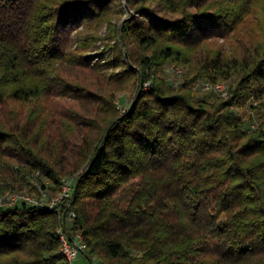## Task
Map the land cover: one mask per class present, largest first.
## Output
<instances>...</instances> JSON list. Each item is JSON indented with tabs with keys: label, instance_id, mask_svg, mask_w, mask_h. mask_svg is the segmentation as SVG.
<instances>
[{
	"label": "trees",
	"instance_id": "obj_1",
	"mask_svg": "<svg viewBox=\"0 0 264 264\" xmlns=\"http://www.w3.org/2000/svg\"><path fill=\"white\" fill-rule=\"evenodd\" d=\"M163 1L177 16L141 7L142 18L127 19L122 28L139 46L161 45L158 59L139 60L148 76L168 59L179 62L181 47L226 37L240 18L237 0ZM106 2L0 0V192L2 182L36 172L60 186L62 171L44 154L49 143L42 139L43 125L22 124L11 100L31 103L59 92L57 65L82 64L66 50L69 35L97 20ZM195 71L213 82L236 73L238 86L210 104L195 99L187 83L171 88L155 78L109 122L101 141L78 152L75 168L86 160L88 165L65 209L75 211L71 229L82 233L90 253L112 264H259L264 113L259 128L248 133L230 107L264 94V52L244 62L217 53L200 59ZM41 110L34 107L31 115ZM6 142L12 149L3 148ZM136 176L139 182L121 206L116 195ZM63 210L24 202L0 206V264H70L57 233Z\"/></svg>",
	"mask_w": 264,
	"mask_h": 264
},
{
	"label": "rangeland",
	"instance_id": "obj_2",
	"mask_svg": "<svg viewBox=\"0 0 264 264\" xmlns=\"http://www.w3.org/2000/svg\"><path fill=\"white\" fill-rule=\"evenodd\" d=\"M235 5L240 18L235 29L226 37L207 39L196 47H181L183 56L179 62L168 59L157 71H150L148 76L143 73L139 60L144 56L158 59L161 45L147 49L139 46L133 37H124L123 24L127 19L142 18L139 12L141 7H148L161 16L174 17L177 14L167 11V4L163 0H107L97 20L79 26L69 35L66 50L71 59L82 60V64L68 61L57 65L53 75L63 81L59 92L31 103L11 100L13 106H19L17 112L21 114L19 118L22 124L31 122L37 127L43 125L42 139L49 143L48 151L44 154L48 153L47 157L62 171L60 186L56 187L48 177L38 172L23 176L25 179L6 180L2 182L7 189L0 192V206H15L11 204L10 197L16 195L19 200L33 198L58 211L64 208L66 212L71 198L61 197L63 181L75 183L77 176L88 165L86 160L75 168L78 152L101 141L109 122L129 109L139 92L151 88L155 78L171 88L187 83L195 99L210 104L226 99L215 92L203 90L204 82L213 81L195 76V68L200 59H211L217 53L225 59L237 58L244 62L264 52V0H237ZM217 79L227 84L231 94V89L238 86L239 75L235 73L229 78L219 76ZM174 81L178 83L174 84ZM238 102L230 110L243 119L244 131H255L264 113V94L260 98L248 97ZM37 106H42V110L38 116H32L31 111ZM0 116L4 117L5 113ZM7 146L12 149L10 142L3 143V148ZM139 179L140 176H136L123 184L116 195L121 206L127 204L129 191L137 186ZM70 211L66 212L67 215L65 212L60 215L67 217ZM225 221V214H221L219 222ZM90 254L92 257L80 254L77 259L83 258L87 264L113 263L108 257ZM256 259L261 264L264 255Z\"/></svg>",
	"mask_w": 264,
	"mask_h": 264
},
{
	"label": "built area",
	"instance_id": "obj_3",
	"mask_svg": "<svg viewBox=\"0 0 264 264\" xmlns=\"http://www.w3.org/2000/svg\"><path fill=\"white\" fill-rule=\"evenodd\" d=\"M177 81H174V84H177ZM202 89L205 91H212L217 93L222 98H228L230 95V90L225 82L217 81L211 82L207 81L204 82ZM63 193L61 197L71 198L76 186V182L72 183V181H63ZM11 204H20L22 202L26 203L27 205L32 206H43L48 207L53 210L52 206H47V204H43L42 202L29 198L24 197L22 200H19V196L12 195L10 197ZM76 219L75 211L71 210L69 215L64 219L62 224L58 227L57 233L61 240L60 249L64 253L66 259L70 264L80 256V254H85L88 257H92L89 253V249L84 242L83 235L79 230L71 229Z\"/></svg>",
	"mask_w": 264,
	"mask_h": 264
},
{
	"label": "crops",
	"instance_id": "obj_4",
	"mask_svg": "<svg viewBox=\"0 0 264 264\" xmlns=\"http://www.w3.org/2000/svg\"><path fill=\"white\" fill-rule=\"evenodd\" d=\"M73 264H87V260H85L83 258H79V259L75 260Z\"/></svg>",
	"mask_w": 264,
	"mask_h": 264
}]
</instances>
